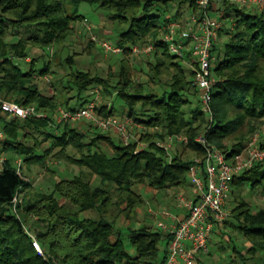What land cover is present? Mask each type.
<instances>
[{
  "label": "trees",
  "instance_id": "trees-1",
  "mask_svg": "<svg viewBox=\"0 0 264 264\" xmlns=\"http://www.w3.org/2000/svg\"><path fill=\"white\" fill-rule=\"evenodd\" d=\"M176 2L178 10L170 15ZM83 3L97 6L120 29L113 45L125 51L117 54L119 68L110 67L107 77L73 69L81 52L69 53L62 63L57 62L56 50L76 33L74 23L87 20L80 12ZM184 4L190 13L198 11L196 0H0V95L47 113L46 118L24 121L2 119L7 159L0 165V264H164L172 235L147 225L137 227L136 219L146 201L136 186L158 191L185 188L190 185L187 175L196 158L207 157L208 150L215 147L231 159L263 128L264 10L247 12L248 8L227 0L221 5L226 11L223 20L230 19L231 27L221 31L229 35L224 50L219 45L213 50L212 70L219 82L212 92L210 117L203 111L194 71L170 54L161 40L170 23L185 24L187 15L180 10ZM149 43H155L156 49L145 58V85L132 79L125 63L133 46ZM95 46L91 40L88 49ZM33 50L43 54L35 55ZM26 58L31 62H26L30 69L24 72L20 62ZM38 63L43 64L37 70ZM55 64L62 70L56 71ZM68 67L69 73L65 71ZM50 73L49 89L42 90L38 77ZM164 78L168 83L161 93L147 87L149 83L160 85ZM95 90L104 98L116 96L126 103L122 115L142 126L136 128L138 140L124 145L115 133H103L85 122L51 127L57 109H79L93 99ZM114 112L113 106L100 103L101 114ZM172 136L188 140L174 146L173 155L158 145ZM200 136L204 144L197 141ZM32 140L34 144L29 145ZM100 141L107 147H101ZM70 148L78 155L70 154ZM22 156L24 160H18L30 172L34 164L46 167L50 157L78 166L79 172L56 180L52 191H39L30 178L27 182L21 177L12 162ZM96 178L99 184L95 185ZM245 184L264 196V160L234 176L230 195L237 194L235 187L242 192ZM238 200L232 219L224 223L249 243V256L236 247L229 264H248L256 256L264 259V208L254 211L244 197ZM120 217L129 224L120 226ZM29 220L38 226L35 238L45 257L32 244L26 226ZM217 229L224 232L216 224L214 231Z\"/></svg>",
  "mask_w": 264,
  "mask_h": 264
},
{
  "label": "built area",
  "instance_id": "built-area-1",
  "mask_svg": "<svg viewBox=\"0 0 264 264\" xmlns=\"http://www.w3.org/2000/svg\"><path fill=\"white\" fill-rule=\"evenodd\" d=\"M224 1L196 0L198 11L189 13L185 18V24L180 21L170 23L161 37L169 53L175 55L194 71L193 81L200 91L203 111L210 117L212 116V92L219 82L212 70L215 60L213 50L219 44L221 31L224 28L223 17L226 11L221 6ZM227 1L239 7L264 10V0ZM212 13H216L217 17H213ZM93 40L97 41V38L93 37ZM99 45L106 54H122L125 51L108 40H99ZM155 49V43H149L143 47L135 45L132 48V55L150 56ZM189 56L191 60H187ZM25 62H31V58H26ZM93 94L95 97L79 109L68 110L64 107L57 109L53 113L51 127L85 122L103 133H115L124 145H129L134 139L138 140L140 135H133L131 129L134 127L141 130L142 126L137 125L126 115L105 116L101 114L98 103L100 92L95 90ZM29 117L46 118L47 113L35 105L24 107L13 101H7L0 95V165H3L7 159V155L3 152L6 132L2 119L24 121ZM187 141L184 136H172L166 142H159L158 145L169 152L172 147L187 143ZM197 141L200 144L205 143L202 136ZM262 143H264V126L247 143L243 151L231 159L215 147L208 150L207 157L196 158L188 171L195 195L191 198L183 195L178 197V206L187 211L183 220H177V217L169 211L159 214L152 211L153 216L163 215L174 222L172 225L164 222L158 223V227L172 235L168 257L164 264H196L197 256L208 252L216 224L222 226L229 216L226 206L232 191L234 176L251 169L256 163L264 160ZM139 147H145V144L139 143ZM22 166V160H18L17 172L25 181L30 182V179L24 175ZM17 200L16 197L14 201L17 202ZM31 237L38 254L45 257L40 243L34 236Z\"/></svg>",
  "mask_w": 264,
  "mask_h": 264
},
{
  "label": "rangeland",
  "instance_id": "rangeland-1",
  "mask_svg": "<svg viewBox=\"0 0 264 264\" xmlns=\"http://www.w3.org/2000/svg\"><path fill=\"white\" fill-rule=\"evenodd\" d=\"M176 5L173 6L171 10V14L173 15L178 10V2L175 3ZM162 10H164L163 7H161ZM166 10V9H165ZM181 13L185 17V15H188L191 10L187 9V5H183L180 9ZM247 12H251L250 8L246 10ZM80 12L82 15H84L87 20H79L74 23L75 27V35L71 37L65 46L59 47L58 50L55 47V50L58 51V61L57 62H63V60L69 55V53H75V52H81L82 54L79 55L76 59L77 63L74 66L73 69H79L83 71H89L93 73L94 75L98 74L103 77H107L109 68L113 67L114 70H117L119 68V60L120 56L117 54H106L102 47L99 45V40H108L112 44L116 42L118 31L120 30L114 23H111L107 20L105 13L101 12V10L97 6H92L88 3H83L80 6ZM169 12V10H168ZM158 13V12H157ZM213 17H217L216 13H212ZM224 27L226 29L231 27V21L230 19L223 20ZM93 37L97 38V41H95L96 46L92 49H88V45L91 40H93ZM229 40V35L227 34V31L225 30L224 33H221L220 42H219V49L224 50L225 43ZM54 52L53 49L50 50V54ZM32 53L35 55H42L43 52L38 50H33ZM147 56H135V55H129L127 57V62L125 64H128L131 72H132V79L136 80L137 83L141 82L143 84H147V76H146V66L144 65ZM43 63H38L36 65L35 69H40L42 67ZM20 65L22 67V70L24 72H27L30 69V64L21 61ZM54 68L56 71H61V67L58 64L54 65ZM145 69V72L142 71V69ZM67 73H69L70 69L69 67L65 69ZM48 78V80H46ZM53 78V74L50 73L45 77H38V83L40 84V87L42 90L47 91L50 86V81ZM50 80V81H49ZM49 81V82H48ZM112 82H115V79L112 80ZM168 83L167 78H164L160 85L149 83L147 87L149 89H152L156 92L161 93L166 87L164 88V85ZM100 92V91H99ZM103 93L100 92L99 94V100L98 103H103L114 107V114L121 116L126 109V103H124L121 99H118L116 96L112 100V98H104L102 96ZM72 95H75L72 94ZM70 95V96H72ZM95 97V94H94ZM72 104H74V101H72ZM196 103L194 102V106ZM189 117V115H188ZM78 122L71 123L73 125H77ZM89 125V124H88ZM133 135L137 136L136 128L131 129ZM94 134V133H92ZM91 134V135H92ZM94 136V135H92ZM92 136L88 138V141L91 140ZM114 139L116 142H118L117 137L114 135ZM42 140V138H40ZM51 142L45 143V147H49V144ZM34 141H30L29 145H33ZM101 145V147L106 148L107 145L104 141H100L98 143ZM181 145H179L180 147ZM175 148L172 147L170 149L171 155L175 153ZM55 150L54 152H56ZM70 154L72 155H78L73 149H69ZM78 157V156H77ZM21 158L24 160V157H16V159H13V164L17 166L18 159ZM48 164H46V167H49L51 170L55 171V174L48 172L46 167H43L40 164H34L32 166V171L30 172L28 167L23 164L22 171L24 175L28 178H30L33 181L34 188L39 191H52L53 190V180H55L56 177H70L72 173H78L79 167L73 166L71 164H66L64 162L55 161L51 157L48 158ZM1 168V167H0ZM188 182L190 183V176L187 175ZM94 184H99V179L96 178ZM191 185V183H190ZM242 192H238V189L235 187L234 196L236 197V201L234 200V196L230 195V200L226 206V211L228 213V218L226 219L229 221L232 219V210L237 205L238 199H241L244 197V199L249 203V205L252 207L254 211H258L261 208H264V196L261 195L260 191H253L252 186L249 184H245L242 187ZM136 190L143 195L146 206L140 210L138 217L136 219L137 221V227L140 225H147L152 230H161L164 232L163 229L158 227V223L164 222L165 224H170L171 219L165 218L160 215L153 216L150 211L162 213L163 211H169L170 213H175V209L178 204V197L183 195L185 197H190V189L189 187H185L182 189H170V191H158L155 192L154 190L150 189V187H141L136 186ZM183 190V191H181ZM240 190V189H239ZM181 191V192H180ZM150 210V211H149ZM119 213V210L115 208L114 215H117ZM176 214V213H175ZM119 225L124 227L126 224L128 225L129 222L124 217H120ZM29 225L27 226V232L31 235L36 237V234L38 233V226L37 224L29 220ZM223 233L220 234L218 232V229L213 232L212 235V241L209 244V249L207 253H202L201 262L200 264H229L231 263L232 257L234 256V248L237 247V249L247 254V246L249 243L245 241V239L242 237V235L239 234L238 231L234 230L232 226L227 227L225 223H223L222 226ZM222 232V230H221ZM37 238V237H36ZM38 241V240H37ZM166 244L162 243L161 250L164 251ZM257 258V259H256ZM254 260L251 259L248 264H254V262H258L259 264H264L263 257L256 256ZM237 261V259H236ZM239 261V260H238Z\"/></svg>",
  "mask_w": 264,
  "mask_h": 264
},
{
  "label": "crops",
  "instance_id": "crops-1",
  "mask_svg": "<svg viewBox=\"0 0 264 264\" xmlns=\"http://www.w3.org/2000/svg\"><path fill=\"white\" fill-rule=\"evenodd\" d=\"M115 135V134H114ZM116 136V135H115ZM117 137V136H116ZM62 178H71V176L70 177H56L55 178V180H53V184L55 183V181L56 180H59V179H62ZM187 187H189V189L191 190L190 191V198L191 197H194V189H193V187H192V185H189V186H187ZM172 189H182V188H172ZM152 190H154V189H152ZM155 192H157L158 193V190H154ZM165 191H170V189H168V190H165ZM181 191H183V190H181ZM180 191V192H181ZM150 211V210H149ZM151 212V214H152V217H153V213H152V211H150ZM176 213V214H175ZM175 213H174V215L177 217V220H183L184 218H185V216H186V214H187V211L185 210V209H182L181 207H179L178 206V204H177V207H176V209H175ZM172 224H174V222L173 221H171V223H170V225H172ZM125 226H127V224L125 225ZM166 232V231H165ZM167 233H169V232H167ZM213 240V239H212ZM211 240V242H213ZM201 257H202V254H200V255H198L197 256V261H196V264H200V260H201Z\"/></svg>",
  "mask_w": 264,
  "mask_h": 264
}]
</instances>
